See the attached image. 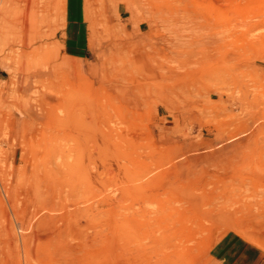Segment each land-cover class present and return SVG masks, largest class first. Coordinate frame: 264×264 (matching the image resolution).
<instances>
[{"label":"rangeland","instance_id":"374dc122","mask_svg":"<svg viewBox=\"0 0 264 264\" xmlns=\"http://www.w3.org/2000/svg\"><path fill=\"white\" fill-rule=\"evenodd\" d=\"M57 1L0 0V264H264V0Z\"/></svg>","mask_w":264,"mask_h":264},{"label":"bare ground","instance_id":"6f19581e","mask_svg":"<svg viewBox=\"0 0 264 264\" xmlns=\"http://www.w3.org/2000/svg\"><path fill=\"white\" fill-rule=\"evenodd\" d=\"M4 1V0H3ZM18 0H10V2H11V7H12V9H13V11H14V13L13 12H11L10 14V18H9V20L7 21L6 20V22H7V24L9 25V27L11 28V29H15L17 26H19V24H21V23H23V25H28V20H29V18H30V15H31V9L32 8H30V5H33L34 4V0H27V3H26V5L28 6L27 7V10H26V17L24 18V19H20L19 17H18V15H17V12H15L16 10H15V8H17V7H15L16 5H17V2ZM49 3H51V1L49 2ZM60 3H61V0H58L57 1V6H55V7H58L59 9H60ZM10 4V3H9ZM53 4V3H52ZM51 4V5H52ZM55 5V4H54ZM1 6V5H0ZM9 6V5H8ZM18 6V5H17ZM45 6V5H44ZM46 6H50V5H46ZM4 7V6H3ZM15 7V8H14ZM49 8V7H48ZM9 10V9H8ZM33 10V9H32ZM6 11V10H5ZM3 12H4V10H3ZM1 13V12H0ZM23 13V12H22ZM25 13V12H24ZM2 14V13H1ZM5 14V13H4ZM33 11H32V16H33ZM7 16V15H6ZM1 18V17H0ZM6 18V17H5ZM22 18V17H21ZM32 18V17H31ZM0 22H1V19H0ZM25 23V24H24ZM8 27V26H7ZM29 27V26H28ZM83 27V22H82V20L79 18V17H77V18H75L74 20H73V27H72V29H71V31H70V29L68 30L69 32H71V34L75 37V36H77V35H81V30L83 29L82 28ZM23 28V27H22ZM23 29H25V27L23 28ZM34 29V28H33ZM3 30V29H2ZM28 31V30H27ZM29 31H30V29H29ZM25 32V31H24ZM35 32V31H34ZM11 33V32H10ZM30 33V32H29ZM56 33V32H55ZM28 34V33H27ZM58 35H60V34H58ZM58 37V36H57Z\"/></svg>","mask_w":264,"mask_h":264}]
</instances>
